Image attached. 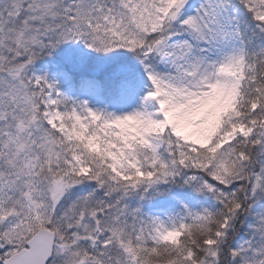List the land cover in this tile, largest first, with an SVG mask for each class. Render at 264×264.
Listing matches in <instances>:
<instances>
[{"label":"snow or ice","instance_id":"snow-or-ice-1","mask_svg":"<svg viewBox=\"0 0 264 264\" xmlns=\"http://www.w3.org/2000/svg\"><path fill=\"white\" fill-rule=\"evenodd\" d=\"M0 264H264V0H0Z\"/></svg>","mask_w":264,"mask_h":264}]
</instances>
